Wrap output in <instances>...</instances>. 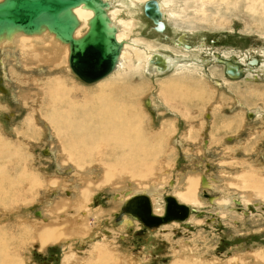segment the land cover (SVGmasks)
Segmentation results:
<instances>
[{
    "label": "rangeland",
    "instance_id": "rangeland-1",
    "mask_svg": "<svg viewBox=\"0 0 264 264\" xmlns=\"http://www.w3.org/2000/svg\"><path fill=\"white\" fill-rule=\"evenodd\" d=\"M114 2L122 9L119 20H130L128 33L140 39V49L156 48L182 60L184 56L192 65L150 76L134 59L135 65L126 64L119 74L87 83L66 70L67 54L61 56L55 72L46 66L32 71L23 60L26 53L0 48V175L2 180L11 176L15 181L9 187L10 197L8 190H0V250L9 253L7 264H70L66 259L73 253L83 262L71 264H88L100 245L116 251L124 264H175L181 258L185 264H264V200L258 193H264V0H173L163 32L153 30V23L143 13H135L129 0ZM182 37L204 59L212 61V56L220 55L235 60L243 70L242 78L229 79L226 67L217 62L193 64L190 53L180 47ZM252 58L262 69L249 67ZM56 76L74 88L75 100L86 106L88 102L97 106L123 84L118 92L130 108L127 116L134 117L131 135L138 136L132 143L141 150L127 156L129 150L123 147L108 150L107 156H87L79 163L65 160L61 151L70 138L58 135V125L49 124L52 98L45 96L41 103L38 96L48 81L58 80ZM35 79L40 88H33ZM253 110L257 113L249 119ZM6 153L12 156L9 162ZM105 173L115 176L113 183L96 188L90 201L83 203L77 187L86 188L90 181L99 185ZM200 176L214 180L215 189L203 188ZM189 181L199 182L203 203L195 207L206 217L192 215L188 224L174 222L141 235L136 233L142 228L140 222H134L131 230L117 223L121 205L135 194H128L134 184L160 185L151 195L155 214L163 215L165 196L176 194L181 202L177 193ZM114 185L125 189L116 191ZM243 193L252 194L256 202L232 203L222 210L206 197L227 200L228 195ZM64 201L63 214L50 212ZM87 210L89 234L81 237L84 243L80 238L44 243V229L71 218L83 221Z\"/></svg>",
    "mask_w": 264,
    "mask_h": 264
},
{
    "label": "bare ground",
    "instance_id": "bare-ground-1",
    "mask_svg": "<svg viewBox=\"0 0 264 264\" xmlns=\"http://www.w3.org/2000/svg\"><path fill=\"white\" fill-rule=\"evenodd\" d=\"M129 1L131 2L132 6L136 7L135 13H139V14L143 13L153 23V30H156L157 32H163L165 30V28H164L163 31L162 30L160 31L158 29V24L145 13V4L148 0H129ZM156 1L158 2L159 7H160L161 12H162V17H161L160 21H162L164 26L165 25L167 26L166 20L171 15L170 11L172 9L173 0H156ZM100 3H101L102 9L104 10V15L107 17V26H108L109 32L112 33L113 36L115 37L116 41H118L120 52H119L118 57H116L115 66L113 67V69L107 75H105L104 77L99 79L98 81L105 79L106 77L110 76L114 72L117 73L120 70H123L125 68L126 64H127L126 66H130V67L135 65V64H132L134 59L137 60V63L139 62V64H138L139 67H141L142 65L144 66L145 72H147L150 76H155V75L162 76L164 74H167L174 67L175 68L176 67H180V68L182 67L181 70L183 68L185 70V67H189L190 65H192L190 63V61L185 60L187 58L184 56L182 57L184 60H182L180 58L182 60L181 61L180 59H178V58H176L170 54L161 52L160 50H158L156 48H154V49L153 48L140 49V46H139L140 39L139 40H138V38L136 40L132 39L131 35H129V33H128V28L131 27L130 20L128 18H127L128 20L125 19V17L122 20H119L120 17H118V16H122L121 7L117 6V4L114 2V0H100ZM122 3H121V6L126 8L124 6V4H122ZM128 5H130V4H127L126 6H128ZM130 8H131V6H130ZM128 9H129V7H128ZM133 10H134V8H133ZM71 13L76 19V25H75V29H74L72 35H73V37L78 38V37L82 36L87 31V29L89 27V21H90L91 17L93 16L94 11H93V9L87 7L84 3H81L78 6L71 8ZM128 14H130V13H128ZM133 25H135V24H133ZM179 43H180V47L184 48L183 49L184 51H187L190 53V55H191L190 58H191V61L193 62V64H197V65L200 64L201 65V64H204L206 62L208 64H212V62H217L219 64H223L226 67L225 72H226V75L229 79L237 80L239 78H242L243 70L235 60H226V59H223L220 55H217L214 57L212 56L213 60L210 61V60L202 58L201 56H199L196 53H193L192 51H194V48L192 50V47H190L189 45L186 44V40L184 37H182L179 40ZM175 45H177V44H175ZM201 46H205V44H202ZM0 48L1 49H9V51L11 49L17 48V50H19L20 54L22 52H23V55H24V53H26L25 57L23 56V60H25L26 66L30 65V69L32 71L34 70V67H36V69H38V68L41 69V67L46 66V67H49L51 69V72H55V71H57V67H58L57 64H59L61 62V56L63 54H65V55L67 54V58L69 60V54H70L69 43L63 41L60 37H58V35H56V33L54 31H51L46 25H41V27L37 31H32V32H26V31L19 29V28H13V29H10L8 31H6V30L2 31V32H0ZM5 51L7 52V50H5ZM199 51H200V49H199ZM223 57H230V56L223 55ZM15 58H16V56H15ZM243 59H244V61H248V60H246L247 56H244ZM183 62H189L190 64L189 63H183ZM15 65H16V63H15ZM21 65L23 66V64H21ZM258 65H259L258 59L252 58L251 60H249V67H256V69L257 68L262 69V68L258 67ZM60 67H62V66H60ZM65 68H66V70L68 69V71L72 70L70 65H69V62H68V64L65 65ZM171 72H173V71H171ZM119 73H117V74H119ZM175 73H177V71H175ZM179 73H181V72H179ZM56 78H58L57 81H55V79H54V81H52V80L48 81L47 82L48 83L47 88L46 89L43 88V90L38 92L39 93L38 96L41 97V100H40L41 103H43V97L45 98V96H47L48 98H52V102H53V105L51 106L52 113L49 114L50 116H48V119L50 120V123L49 122L48 123L51 126L52 125H58V128L56 127L57 128L56 131H57L58 135H60L62 137L70 138L69 145L68 144L64 145V147L62 148L63 150L61 151L62 156H64L63 158L65 160H67L68 162L74 161L76 163H79L78 160L89 159V157H87V156L96 155L97 157H103V156H107L108 150L117 151L123 147L126 148L127 150H129L127 156L134 155L135 152H139L141 150V149H139L140 146L137 149L134 148V144L132 143V139H134L138 136V134H132L131 135L132 131L135 129L134 125H133L134 120H133V122L131 121V119H134V117H130V116L128 117L127 116L130 108L125 103V100H124L125 95L120 94L118 92L119 91L118 88L121 85L123 86V84L119 83L116 91L112 92V94L109 97H102L97 106L93 105L92 102H88V105L86 106V104H80L78 101L75 100L76 90L74 88H69L68 86H66V83H65V81L62 80L61 76L60 77L56 76ZM33 82H34V85L32 83L33 88L34 87L40 88L38 79L33 80ZM217 83L219 85H222L221 82H220L221 84L219 82H217ZM125 92H127V91L125 90ZM128 93H130V92H128ZM130 96L131 95H129V97ZM151 101H148L150 103L149 104L150 106H151ZM90 104H92V107L90 106ZM239 105L242 106L243 105L242 102H239ZM80 106H84L85 108H82ZM88 106H90V108L87 110L86 108H88ZM63 110L65 112L61 113ZM169 110H171V109H169ZM166 112H168V111H166ZM255 113H257L255 110L251 111L249 113V119H253ZM205 115L206 114H204V116ZM212 119H214V118H212ZM98 127L102 128V130L100 129L101 130L100 132H99ZM182 142H183V140H182ZM68 147H71V149ZM158 149H159V147H158ZM146 156H148V155H146ZM4 158H7L6 161L9 162L8 159L12 158V156H8V154L6 153ZM61 159H60V161H62ZM98 159H100V158H98ZM10 164H11V162H10ZM128 168H129V166H128ZM145 169L148 170L147 166ZM150 170H152V169H150ZM76 173H78V172H76ZM190 173H188V174L190 175ZM199 173L202 174V172H199ZM105 174L106 175H105L104 179L100 182L99 185H95V183H91V181L90 182L88 181L89 183L86 184V188H80V186L77 187L78 188L77 191L79 190V192H78L79 196L77 195V197L80 198V200L82 199L83 203H86V202L88 203L90 201L92 195L94 194V191L95 190L97 191L96 188H99V187H105L106 188L109 186V184L113 183V181H114L113 178L115 176L113 177L109 173H105ZM167 174L168 173H166V175ZM81 175H84V174L81 173ZM88 176H90V175H88ZM197 176H199V175H197ZM183 179H185V178H183ZM199 179L202 181V182L200 181V185H202L203 188L215 189V187L213 186L214 180H212V182L208 181V179L205 176H200ZM162 180H164V178ZM84 181H86V179H84ZM237 181H238V179L237 180L233 179V182L238 183ZM14 182L15 181H14L13 177L10 176V178L2 180V177L0 175V190L1 189L8 190L7 197L11 196L12 191L9 190L10 189L9 187H13ZM171 184H173V182H171ZM134 185H135V187L133 189L131 188L132 190L128 191L129 195H132L133 193H135L133 196H131V198L134 197L135 195L145 194V195H148L150 197L151 201L153 200V202H154L155 197L151 194L154 191H157L159 189L160 185L158 187H157V185H153V183L148 184V185L146 183H143V185H141L140 182H138L137 184H134ZM164 185L165 184L163 183L162 186H164ZM114 187H117V186L114 185ZM198 188H199V182L198 181H195V182L189 181V183H187V185H185V188L183 190H180L177 193L179 196V199L182 200L181 202L190 206L191 213H190L189 217L185 221L173 220L171 222L160 225L158 228H160L161 226H164V225L174 223V222H181L183 224H185V223L188 224V221L192 215H196L197 217L198 216L206 217V213L204 211H200L199 209H197V207L201 208L202 203H203L201 198L198 196ZM244 188H247V186ZM115 189H116V191L117 190L122 191L125 189V185L123 187L118 186ZM126 189H127V187H126ZM254 191L258 192L259 188H256V186H255ZM69 192H70V190H69ZM258 193H259V196L264 200V193L263 192H258ZM73 195H74V193H73ZM175 197H176V194H175ZM206 197L210 201L211 205L215 204L214 205V207H215L218 204L219 208H221L222 210H224L228 205H230L232 203L237 204L238 206H241L244 203H251L252 201H254L253 200L254 196L252 194L245 195L244 193L242 194L241 197H236V196L230 197L228 195L227 200L217 199V197H214V196L212 197L209 195H206ZM122 200H124V199H122ZM127 200H125V201H127ZM49 201H51V200H49ZM65 201H67V200H65ZM65 201L58 203V205H56L55 208L50 210V212L52 214H57V215L63 214V212L66 211V206H67ZM215 201L217 202V204L214 203ZM124 202H123V204H124ZM153 202H152V207H153V211H154ZM254 202H256V201H254ZM78 204H80V202ZM123 204L121 206H123ZM255 205H257V204H255ZM195 206H197V207H195ZM81 207L82 206H80V208ZM84 208L87 209L86 206ZM120 208H121V210H120V213H121L122 207H120ZM156 212H157V210H156ZM159 212L161 213V211H159ZM46 213H48V212H44V214H46ZM225 213L226 212H224V216H226ZM88 214H89L88 210L85 211L83 221H78L77 220L78 218H71V219L65 220L64 223L62 222L63 224H54V225H52V227H50L48 229H44V231L42 233V239L44 240V243H54V242L59 243L60 241H65L66 239L69 240V238H77V239L80 238L79 240H82V243H84L86 240H85V238H81V237H85V236L87 237V235L89 234V228H88V222H87V217L89 216ZM42 215H43V213H42ZM124 216H125V218L126 217L127 218L123 219ZM224 216L222 215V217H224ZM55 218H56V216H55ZM134 222L139 223V221H137L136 219H134L131 216H128L126 214L122 215L121 221L117 220V223L120 224L121 227H124V229L127 227L129 230H131L132 227H134V225H135ZM158 228H155V229H158ZM122 229L123 228H121V230ZM155 229H146L143 234H145L148 231L155 230ZM122 233H123V231H122ZM88 241H90V240H88ZM115 252L108 249V247L103 248L100 245L99 247L94 248L92 260L90 262H88V264H110V263L111 264H124L123 263L124 261L122 260V258L117 257V255H116L117 253H115ZM8 254L9 253L6 252L3 248L0 250V256H1L2 264H7ZM72 260H74L75 262L76 261L78 262L79 260L82 261L81 259H78V256L75 255L74 253L72 254V256H69V255L67 256L66 262L71 261L70 262V264H71ZM181 260H186V259L185 258L178 259L175 264H185V262L181 263ZM82 262H81V264H82ZM86 264H87V262H86ZM188 264H190V261Z\"/></svg>",
    "mask_w": 264,
    "mask_h": 264
},
{
    "label": "water",
    "instance_id": "water-1",
    "mask_svg": "<svg viewBox=\"0 0 264 264\" xmlns=\"http://www.w3.org/2000/svg\"><path fill=\"white\" fill-rule=\"evenodd\" d=\"M84 3L93 9L87 31L80 37H73L76 19L71 8ZM145 13L151 17L161 31L165 28L162 12L156 0H148ZM46 25L58 37L70 45L69 65L72 71L84 82H95L107 75L115 66L120 49L107 26V17L100 0H2L0 1V32L19 28L26 32L37 31ZM165 212L157 215L153 211L148 195H135L122 206L116 217L121 221L126 214L136 219L143 226L136 233L141 235L146 229H155L173 220L185 221L191 208L181 203L171 194L165 196Z\"/></svg>",
    "mask_w": 264,
    "mask_h": 264
}]
</instances>
